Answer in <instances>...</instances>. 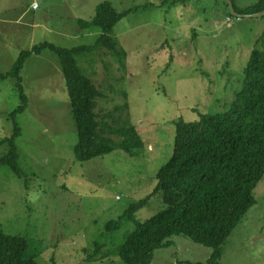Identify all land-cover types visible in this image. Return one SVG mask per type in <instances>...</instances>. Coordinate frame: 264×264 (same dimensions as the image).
<instances>
[{
  "label": "rangeland",
  "instance_id": "rangeland-1",
  "mask_svg": "<svg viewBox=\"0 0 264 264\" xmlns=\"http://www.w3.org/2000/svg\"><path fill=\"white\" fill-rule=\"evenodd\" d=\"M37 1L34 11L30 0H0V73L20 51L42 42L65 49L92 46L99 33L76 36L75 21L90 20L102 2L118 13L131 11L112 33L127 54L125 70L103 49L76 63L104 95L97 101L99 116L122 106L127 95L129 120L143 148L133 158L114 151L76 162V130L58 60L48 51L32 56L20 75L28 104L15 118L18 175L0 168V232L24 238L25 258L37 264H122L117 249L133 224L122 222L114 233H105V224L152 192L156 172L172 154L174 122L227 109L251 50L264 39V17H229L223 0ZM230 1L243 10L258 0ZM17 19L28 28L13 26ZM31 19L45 30L32 32ZM18 106L14 81H0V141L11 136L7 116ZM252 195L256 204L227 238L218 264H264V176ZM163 208L154 196L135 220ZM170 241L169 248L154 252L151 264H205L211 255L187 239Z\"/></svg>",
  "mask_w": 264,
  "mask_h": 264
},
{
  "label": "trees",
  "instance_id": "trees-1",
  "mask_svg": "<svg viewBox=\"0 0 264 264\" xmlns=\"http://www.w3.org/2000/svg\"><path fill=\"white\" fill-rule=\"evenodd\" d=\"M175 2L186 4L189 1ZM222 3L227 15L232 17L226 3ZM232 7L238 15L257 14L264 11V0L243 10L236 9L233 3ZM130 12L118 13L110 3L102 2L95 7L90 20L75 21L77 35L99 33L92 46L65 49L42 42L20 51L10 69L0 73V81H14L19 100V106L7 116L12 134L0 141V146L6 150L0 156V168L6 167L18 175L15 141L20 130L15 118L28 104L20 75L26 60L44 51L50 52L60 66L69 114L76 130L77 141L72 147L75 161L84 163L114 151L131 158L137 156L143 142L130 123L127 95H122L125 99L122 106H115L99 116L97 101L104 95L76 63L77 57L103 49L125 70L127 54L112 33ZM174 127L171 157L156 172L152 192L130 205L119 219L104 226L105 233H114L122 222L133 224V231L117 249L122 264H151L154 252L169 248L172 237L210 249L211 255L205 264H218L227 238L256 204L252 193L264 176V39H258L251 50L240 88L225 111L201 115L195 122L177 121ZM157 195L163 210L143 222L136 221V212ZM95 250L98 253L102 249ZM26 251L24 238L0 232V264H37L25 258Z\"/></svg>",
  "mask_w": 264,
  "mask_h": 264
},
{
  "label": "water",
  "instance_id": "water-1",
  "mask_svg": "<svg viewBox=\"0 0 264 264\" xmlns=\"http://www.w3.org/2000/svg\"><path fill=\"white\" fill-rule=\"evenodd\" d=\"M229 10V13L231 14V16L236 17V18H258V17H264V11L257 13V14H252V15H238L234 12L233 7H232V3L230 0H223Z\"/></svg>",
  "mask_w": 264,
  "mask_h": 264
},
{
  "label": "crops",
  "instance_id": "crops-1",
  "mask_svg": "<svg viewBox=\"0 0 264 264\" xmlns=\"http://www.w3.org/2000/svg\"><path fill=\"white\" fill-rule=\"evenodd\" d=\"M30 2H31V5H32V4H37V7H36L35 9L31 8L32 10L37 11V10L39 9V7H40V6H39L40 3H39L37 0H30ZM41 5H42V4H41ZM29 22L33 23V25H31V31H32V32H34V31L32 30L34 27H38L39 29L45 30L44 28L40 27V25H39L37 22H35L33 19L29 20ZM34 23H37V24H34ZM27 24H28V23L21 24V21H20L19 19H17L15 25H13V26H25V27L28 28V25H27ZM55 33L59 34L58 32H55ZM59 35H61V34H59ZM77 36H78V35H77Z\"/></svg>",
  "mask_w": 264,
  "mask_h": 264
},
{
  "label": "built area",
  "instance_id": "built-area-1",
  "mask_svg": "<svg viewBox=\"0 0 264 264\" xmlns=\"http://www.w3.org/2000/svg\"><path fill=\"white\" fill-rule=\"evenodd\" d=\"M36 7H37L36 4H33V5H32V8H33V9H35Z\"/></svg>",
  "mask_w": 264,
  "mask_h": 264
}]
</instances>
